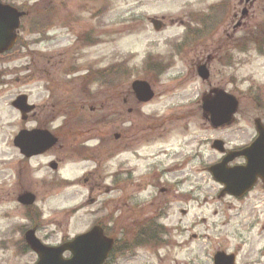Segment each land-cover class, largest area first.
<instances>
[{"label": "rangeland", "instance_id": "1", "mask_svg": "<svg viewBox=\"0 0 264 264\" xmlns=\"http://www.w3.org/2000/svg\"><path fill=\"white\" fill-rule=\"evenodd\" d=\"M4 2L25 7L27 16L19 46L0 56V264H36L37 256L22 245L27 229L57 246L95 224L129 241L146 225L159 227L158 247H126L125 240V249L106 264L205 263L220 247L264 249L262 190L242 201L220 197L222 187L208 172L222 157L214 140H240L254 128L255 87L264 96V50L257 51L255 40L264 31V0L254 8L259 27L247 26L237 36L225 31L239 0ZM153 18L164 19L160 32ZM200 20H212L210 34L217 33L197 46L192 29L208 28ZM201 58L211 72L208 81L197 73ZM152 63L161 66L159 75L149 74ZM113 66L125 73L123 87H85L84 74ZM29 67L47 70L51 86L29 78ZM136 80L152 85L150 102L129 93ZM214 89L239 101L233 123L220 129L202 110L203 97ZM22 94L32 103L49 99L46 115L60 141L30 161L18 184L13 139L21 120L12 101ZM53 161L57 171L48 168ZM25 191L37 197L33 214L17 203Z\"/></svg>", "mask_w": 264, "mask_h": 264}, {"label": "water", "instance_id": "2", "mask_svg": "<svg viewBox=\"0 0 264 264\" xmlns=\"http://www.w3.org/2000/svg\"><path fill=\"white\" fill-rule=\"evenodd\" d=\"M23 16L24 13L0 1V54L14 46ZM151 22L156 31L162 29L161 20L153 19ZM199 74L204 80L209 78V72L205 66L200 68ZM132 88L141 103H148L154 98V92L147 82L135 81ZM25 103L26 98L19 97L14 102V106L24 113L27 110ZM238 105L234 97L221 91L217 92L213 98L205 99L203 110L210 115L213 127L219 128L232 122ZM57 143L58 139L51 133L39 130L23 132L15 139L16 147L28 158L44 154L54 148ZM213 148L223 152V144L220 141L215 142ZM238 155H244L247 158L245 167L228 168V163L236 157L233 155L209 170L214 179L226 187L225 193L236 197L242 196L251 189L258 175L264 173V159L258 158V153L253 146ZM51 168L56 170L57 164L52 163ZM34 201L35 198L31 194H25L20 198V203L24 205H31ZM25 238L31 250L38 256L37 264H104L113 249V240L105 237L99 226L58 247L45 246L37 239L35 231H29ZM67 252L71 254L69 259L64 257ZM228 258L224 254H218L216 264H229L225 261Z\"/></svg>", "mask_w": 264, "mask_h": 264}, {"label": "flooded vegetation", "instance_id": "3", "mask_svg": "<svg viewBox=\"0 0 264 264\" xmlns=\"http://www.w3.org/2000/svg\"><path fill=\"white\" fill-rule=\"evenodd\" d=\"M261 1L262 0H239V4L236 6L234 5V7H233L234 8L233 18H231L230 20L227 19L228 22L226 24L225 34L228 36L231 34L233 36L234 35L237 36V34L242 32L244 30V28H246L247 26L251 25L254 28L259 27L258 26V20L256 17V9L258 8L259 3ZM226 8H228V10H231L232 4L228 3L226 5ZM254 8H256V9L254 10ZM251 12H253V14H251ZM227 14H229V12ZM251 15L253 16V19H251ZM225 20L226 19L221 20V21L223 22ZM211 21H209L208 23H205L207 21H203V20L199 21L200 24H204V26L208 27L207 30L202 25L196 29V30H198V32L196 30L192 29V31H193L192 32V39H193L192 43H197L196 44L197 46H201V45L205 44V43H201V42H205V41L207 42L208 40H210L211 38H213L215 36L217 31L214 34H210L212 29H213L212 27H210V26H212V25H210ZM263 27H264V25H263ZM203 32H205V33L201 34ZM190 34H191V31H190ZM241 38H239V39H241ZM239 39H237L236 42ZM255 40H256V44H257L256 45L257 51L262 50L259 53H263V50H264V43H263L264 31H259L255 36ZM204 56L205 55L203 53L196 55V57H204ZM203 66H205L207 68V70H209L208 64L204 61L203 58H201L198 60L197 65H196V69H197V73H198L199 77H200V75H199L200 68ZM30 69H32V70H30ZM27 71H28V74L30 75L29 78L36 80L37 82L46 83L49 87L51 86V81H50V77H48L49 73L47 70L38 69L36 67H33V68L29 67V69ZM208 72L211 76L210 70ZM209 79H210V77L208 78V80ZM208 80H203V81H208ZM216 91H220V89L212 90L208 95L204 96V98H207V97L210 98L211 95L213 97L214 94L216 93ZM261 91H262V88L255 87V91L252 95L253 102L255 103L254 105H255L256 109L259 111L257 117L254 119V128H253L252 133L247 134V136L245 138L240 139V140H234V139L229 140V141L222 140L223 146L225 148V155H223L222 159L225 160L229 156L236 155V157L228 163L227 167L246 166L247 158L244 155H238V154H241L242 152L245 151V149H247L251 146H254L256 153H258V158L264 159V96L261 94ZM129 93H132V91L130 90ZM22 95L26 96V103L25 104H26L27 110L25 113H22L20 110L13 107L20 114V120H21L20 125L17 126L18 131L15 133L14 138L18 134L25 132V131H35V130L51 131V125H52L51 113L49 112L48 115H46L49 99H44V100H41V102L32 103V101H30L28 95H26V94H22ZM19 96H21V95H19ZM129 113L131 114L132 111H129ZM204 118L210 123V117L209 116L204 114ZM35 119L37 122L34 125L35 127H33V128L28 127V124H30ZM50 152L51 151H48L44 155H41L38 157L26 158V157L22 156L20 151H19L20 157L18 155L17 159H15V161L13 162V165H12V167L14 168V170H13L14 176H15V179L18 181V184H21V179H22L21 175L24 174L25 172L30 171V161L34 160L35 158L43 157V156L49 154ZM50 163L51 162L48 163V168H50ZM257 188H259V190H262V192L264 193V173H262L261 175H258V178L255 182V185L252 187L251 190H249L246 194H244L243 197L235 198V197L230 196L228 194H223V195H226L227 197H230L236 201H242V200L248 198L251 195V193L254 192ZM28 192L29 191L22 192L17 198V203L20 206H22L28 212V214H33L34 210H32V209H33V207L36 206L37 200L31 206H27V205L20 203V198L22 197V195H24ZM263 197L264 196H262L261 199H263ZM28 216H30V215H28ZM114 241H115L116 245H119V242L117 239H114ZM126 247H127V245H126ZM120 248H125V246L120 247V245H119V249ZM255 250L256 249L251 247L249 249H246L245 251L243 249H238V248H234L232 251H228L227 248L223 249L222 247H220V248L216 249L213 252V254H211V257L209 259L204 260L205 263H201V260H194V259L189 260V261L191 262L190 264H216L214 257L219 253H226L227 255H230V258L225 259V261H227V263H229V264H264V249L260 250L258 252V254L255 252Z\"/></svg>", "mask_w": 264, "mask_h": 264}, {"label": "trees", "instance_id": "4", "mask_svg": "<svg viewBox=\"0 0 264 264\" xmlns=\"http://www.w3.org/2000/svg\"><path fill=\"white\" fill-rule=\"evenodd\" d=\"M25 10V7L22 8ZM48 10V9H46ZM43 31V30H42ZM162 72V69L159 68V64L152 63L149 69V74L159 75ZM90 77V78H89ZM83 83L86 84V82H99L102 86L109 88V85L114 84L115 88L117 89L119 86L122 87L126 81L127 78L125 76V73L121 70H118L116 68L110 67L105 71L98 70L92 72L90 75L86 76L83 79ZM125 82V83H124ZM123 84V85H122ZM105 232L107 235H109V228H105ZM125 238L121 240L119 243L125 245ZM127 242H130L129 244ZM127 245H132L133 247H153L156 248L159 246V227L156 225H146L145 227H142L141 230L139 229L136 234L133 235V238H131L130 241H127ZM114 253L118 250V246L114 248Z\"/></svg>", "mask_w": 264, "mask_h": 264}]
</instances>
